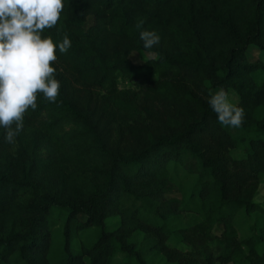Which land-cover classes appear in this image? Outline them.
<instances>
[{"label":"trees","instance_id":"trees-1","mask_svg":"<svg viewBox=\"0 0 264 264\" xmlns=\"http://www.w3.org/2000/svg\"><path fill=\"white\" fill-rule=\"evenodd\" d=\"M65 34L56 102L37 93L13 144L0 127V264H264V61L247 55L264 51V0H64L42 38ZM221 88L245 110L239 128L208 103ZM238 212L253 216L244 236Z\"/></svg>","mask_w":264,"mask_h":264},{"label":"clouds","instance_id":"clouds-1","mask_svg":"<svg viewBox=\"0 0 264 264\" xmlns=\"http://www.w3.org/2000/svg\"><path fill=\"white\" fill-rule=\"evenodd\" d=\"M64 0H0V127L6 130L5 141L15 143L23 130L24 116L37 107V93L55 103L61 83L55 78L53 62L57 48L66 53L71 47L67 34L61 42L44 36L45 29L60 19ZM143 21L136 27L142 28ZM140 38L146 49L160 42L155 31L142 30ZM208 103L218 122L231 128L243 125L245 110L230 101L223 88L209 93Z\"/></svg>","mask_w":264,"mask_h":264},{"label":"rangeland","instance_id":"rangeland-1","mask_svg":"<svg viewBox=\"0 0 264 264\" xmlns=\"http://www.w3.org/2000/svg\"><path fill=\"white\" fill-rule=\"evenodd\" d=\"M91 22H92V17L89 16L86 21V26L91 24ZM154 54L155 53L153 51H149V50H143V51L133 50L130 53V57L135 62H141L144 58L152 57L154 56ZM247 55H248L249 60L260 58L264 61V51L260 50L257 46L253 44H250L248 46ZM228 95L232 103L237 102L238 95L235 91L229 90ZM180 195H181L180 189L174 186L170 191H168V193L166 194V197H174V196L179 197ZM255 200L261 203H264V180L260 182L257 188L256 194H255ZM79 217L84 218V215L79 214ZM116 219H117L116 216L110 217L109 219H107L108 227L110 228L113 227ZM252 222H253V216L246 215L243 212H238L234 217V225L236 226L240 236H244L250 232V225L252 224ZM221 228H222L221 225L217 223L214 227V231L219 232ZM140 235H141L140 232L134 233L132 238L134 240H137L139 239ZM165 242L168 245V248L170 249L177 248L181 252L187 251L188 249V246L182 243L181 241H179L178 236L176 235L170 236L169 238L166 239ZM124 256L125 254L123 252H116L112 257V262L122 261L124 259ZM181 257H182L181 253H175L176 259L177 258L180 259ZM149 260H150L149 262L150 264H174V262L176 261V260H172L171 258H168L163 253L158 254V255H153L149 258ZM216 264H220V263H216Z\"/></svg>","mask_w":264,"mask_h":264}]
</instances>
